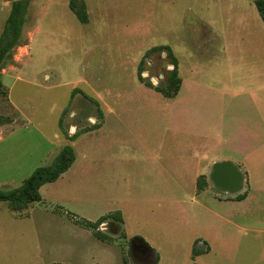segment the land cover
<instances>
[{
	"label": "rangeland",
	"instance_id": "374dc122",
	"mask_svg": "<svg viewBox=\"0 0 264 264\" xmlns=\"http://www.w3.org/2000/svg\"><path fill=\"white\" fill-rule=\"evenodd\" d=\"M13 1L0 0V32ZM83 1L86 24L68 0H28L19 44L0 72V115L9 118L0 124V189L19 188L65 145L75 154L41 186L40 201L22 212L0 202V264H86L102 244L73 218L112 213L127 223L126 239L119 226L99 228L114 240L111 261H133L129 242L141 237L156 264H216L214 252L195 258L190 243L213 231L214 211L231 196L209 182L212 165L243 164L245 178L264 184V141L233 135L243 119L264 120L255 104L264 98V25L254 0ZM156 46L177 59L174 98L139 80V67L153 85L171 69ZM199 98L224 107L230 143L213 138L227 134L213 124L219 109L199 126ZM200 175L207 186L197 192ZM256 242L264 245V236ZM240 243L238 260L249 255L246 239Z\"/></svg>",
	"mask_w": 264,
	"mask_h": 264
},
{
	"label": "crops",
	"instance_id": "0c3cea01",
	"mask_svg": "<svg viewBox=\"0 0 264 264\" xmlns=\"http://www.w3.org/2000/svg\"><path fill=\"white\" fill-rule=\"evenodd\" d=\"M261 99V104L257 103L259 102V100L255 104L259 107L262 106L261 108H264V98ZM231 105L232 109L236 112V109L238 108L239 104L234 103L230 104V106ZM211 108H217L220 110V120L213 121V124L216 125L217 123H219V130H221V132L224 130L227 133L224 135H216V137L213 138L218 140H224L225 142L230 143L232 141V136L229 133V131L231 130V126L228 122H223L222 113L224 107L221 104L220 106H217L215 101L214 103H212V101L208 99L206 102H204L199 98V126L201 127V125H205L206 122L204 119V114L209 112ZM226 108H229V106L227 105ZM215 133H217V131H215ZM233 135L236 137V139L240 140L250 141L253 139H257L260 141H264V120L261 119V121H254L252 119H243L242 126L239 128H234ZM237 168L241 172L246 171V168L243 164H240V166H238ZM243 176L244 189L242 192L240 191L239 193L246 192L245 198L242 200H236L235 196L236 194H238L236 193L231 194V196L228 197L226 200L220 201V207L222 208V211H214L213 213V231L211 233L198 232L197 234H194L190 237V243H192V247L195 251L199 253L194 255L195 258L199 257V255L202 254L214 252L216 257V264H264V245L262 243L256 242L257 239H259L260 237L263 238L264 236V197L260 196L258 198V195L264 192V184H254L252 183V181L245 178V174H243ZM255 219H258L256 221L257 226H254L255 224L253 223V220ZM200 222H202V219ZM126 223L127 222L122 217V224L120 226V230L121 233H123L124 235L126 233ZM114 226L116 227V225ZM102 232L105 233L104 231ZM243 238L246 239V245H244L243 247V252L245 254L252 255V257L246 255L241 260H238V258L242 257V255H238V252L241 248L240 242ZM134 239H138L140 242L145 244V247H147V252L151 255L152 263L150 264H153V255L156 256V264L158 258L156 253L153 251V248L147 244L144 238L136 237ZM98 241L104 247H98L99 249L96 256L91 253L86 264H140L134 260L127 261L125 259L124 254L122 255L121 260L111 261L112 259L110 260L108 257L111 256L110 250L114 246V240H111V242H105L101 240ZM100 253H102V255L108 259L103 260V258H100Z\"/></svg>",
	"mask_w": 264,
	"mask_h": 264
},
{
	"label": "trees",
	"instance_id": "16d2710c",
	"mask_svg": "<svg viewBox=\"0 0 264 264\" xmlns=\"http://www.w3.org/2000/svg\"><path fill=\"white\" fill-rule=\"evenodd\" d=\"M254 5L264 25V0H254ZM68 6L81 23H88L86 5L83 0H68ZM27 7L28 0H15L11 2L8 16L0 32V72L12 49L19 44ZM151 51L164 52L168 64L171 65L172 68L165 70L162 80L157 85H153L150 81H144L142 79L141 73L143 70L139 67V80L145 86L161 93L165 98L176 97L181 87L176 57L167 46H156L153 47ZM6 96L7 91L2 84L0 73V100L4 99ZM5 122H9V118L0 115V124ZM75 135L76 132L73 136ZM74 160L75 154L73 148L70 145L63 146L50 165L36 168L32 174L24 180L19 188L9 190L0 189V202H6L13 212H22L29 204L40 201L41 196L39 190L41 186L57 180L61 174L71 167ZM206 186L207 182L205 176L200 175L196 180V191H203ZM245 196L246 192L238 193L235 199L242 200ZM73 222L79 227L90 230L96 239L111 242L112 238L104 234L99 228L103 223H110L116 225V227H120L122 224V217L119 213H112L101 216L95 221L73 218ZM121 236L124 237V234L121 233ZM196 254L199 253L193 250V255Z\"/></svg>",
	"mask_w": 264,
	"mask_h": 264
},
{
	"label": "water",
	"instance_id": "95a60500",
	"mask_svg": "<svg viewBox=\"0 0 264 264\" xmlns=\"http://www.w3.org/2000/svg\"><path fill=\"white\" fill-rule=\"evenodd\" d=\"M172 68V67H170ZM156 83L155 79H151ZM208 180L212 186L222 192L228 194H236L242 191L244 185V176L243 173L230 161H221L216 162L212 165L210 172L208 174ZM110 223H105L102 227L106 230L110 228ZM143 249L147 252V247L141 242V245H138L137 251ZM138 253H140L138 251ZM134 261L140 264H150L152 263L150 259H143L136 255H131ZM156 256L153 255V264H155Z\"/></svg>",
	"mask_w": 264,
	"mask_h": 264
},
{
	"label": "flooded vegetation",
	"instance_id": "af4514ba",
	"mask_svg": "<svg viewBox=\"0 0 264 264\" xmlns=\"http://www.w3.org/2000/svg\"><path fill=\"white\" fill-rule=\"evenodd\" d=\"M109 229H112V226H110ZM138 245H141V242L138 239H134V240L130 241L129 247H128L129 254L130 255H136V256L143 258V259H150L151 255L148 252L144 251L143 249H139L138 251L140 253H138V251H137Z\"/></svg>",
	"mask_w": 264,
	"mask_h": 264
}]
</instances>
